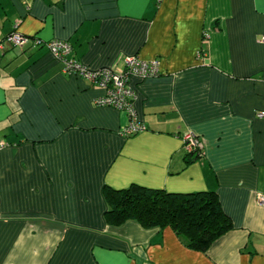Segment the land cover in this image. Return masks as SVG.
<instances>
[{
	"label": "crops",
	"instance_id": "1",
	"mask_svg": "<svg viewBox=\"0 0 264 264\" xmlns=\"http://www.w3.org/2000/svg\"><path fill=\"white\" fill-rule=\"evenodd\" d=\"M11 32L68 41L93 70L157 59L130 81L145 129L123 136L102 88ZM262 37L264 0H0V264H264ZM132 183L213 190L231 229L201 252L169 227L107 224L104 187Z\"/></svg>",
	"mask_w": 264,
	"mask_h": 264
},
{
	"label": "trees",
	"instance_id": "2",
	"mask_svg": "<svg viewBox=\"0 0 264 264\" xmlns=\"http://www.w3.org/2000/svg\"><path fill=\"white\" fill-rule=\"evenodd\" d=\"M187 154L201 156L197 149ZM104 198L108 205L104 212L107 224L118 226L132 220L144 228L169 227L186 247L196 251L206 252L231 229L230 218L213 190L175 192L132 183L120 189L105 186Z\"/></svg>",
	"mask_w": 264,
	"mask_h": 264
},
{
	"label": "built area",
	"instance_id": "3",
	"mask_svg": "<svg viewBox=\"0 0 264 264\" xmlns=\"http://www.w3.org/2000/svg\"><path fill=\"white\" fill-rule=\"evenodd\" d=\"M6 40L19 47L29 44L44 46L55 59L62 62L63 73L79 75L93 85L102 88L104 95L96 98L94 103L98 106H111L125 113L127 122L120 130L123 136L129 137L145 129V126L136 117L133 105L135 91L131 87L130 81L132 78L145 80L158 76L159 61L157 59L142 60L137 55H128L123 57L118 66H108L93 70L70 58L72 47L68 41L59 39L43 41L17 32L8 34ZM262 41H264V37H262ZM201 55H203V52H198L197 56ZM257 116L263 117L264 111L257 112ZM184 148L187 152H193L197 149V154L202 155V143L193 135L185 136ZM255 199L258 205L264 207V192H257Z\"/></svg>",
	"mask_w": 264,
	"mask_h": 264
}]
</instances>
